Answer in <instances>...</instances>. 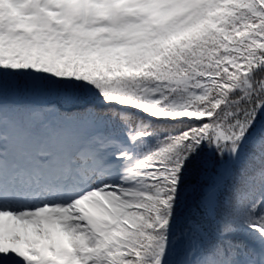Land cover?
<instances>
[{"label": "snow or ice", "instance_id": "1", "mask_svg": "<svg viewBox=\"0 0 264 264\" xmlns=\"http://www.w3.org/2000/svg\"><path fill=\"white\" fill-rule=\"evenodd\" d=\"M0 264H264V0H0Z\"/></svg>", "mask_w": 264, "mask_h": 264}]
</instances>
